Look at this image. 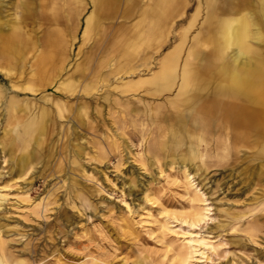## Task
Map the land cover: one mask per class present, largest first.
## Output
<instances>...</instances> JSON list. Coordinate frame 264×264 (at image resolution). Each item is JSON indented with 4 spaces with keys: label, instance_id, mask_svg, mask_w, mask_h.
Instances as JSON below:
<instances>
[{
    "label": "rangeland",
    "instance_id": "rangeland-1",
    "mask_svg": "<svg viewBox=\"0 0 264 264\" xmlns=\"http://www.w3.org/2000/svg\"><path fill=\"white\" fill-rule=\"evenodd\" d=\"M31 1L37 6L38 0H0L1 21L19 19L23 2ZM85 2L78 22L73 18L78 8L70 4L67 9L64 0H45L33 8L25 25L37 43L26 48L24 68L10 70L0 62V255L19 264H175L170 261L172 251L192 234L206 238L214 248L203 255L193 253L191 260L197 264H264V157L256 153L258 136L235 127L219 110L239 101L213 95L222 105L211 107L204 94L190 113L183 112L188 106L182 104L187 124L195 123V132L202 136L195 140L194 157L187 142L172 135L178 120L179 103L174 102L178 85L154 94L144 83L164 55L179 45L194 14L179 63L195 35L205 61L215 64L204 24V0H182L164 28L150 37L148 45L131 49L130 61L104 84L76 79L88 69L87 58L98 53L93 33L81 38L83 16L92 9L91 0ZM150 2L139 0L137 12ZM263 2L240 0L233 5L248 15L260 13L264 29ZM215 7L218 11L224 6L219 1ZM120 16L116 10L105 22L121 21ZM129 16L126 22L138 20ZM56 17L67 21H55ZM58 24L68 37L75 31V40L58 81L40 86L32 75L33 58L47 28ZM257 45L264 57V40ZM242 62L245 68L254 66V58ZM129 66H135L131 75L126 73ZM11 98L19 105L27 101L29 111L56 101L71 109L84 103L80 119L65 111L48 122L27 174L16 164L22 146L16 139L20 128L15 127L27 112L22 105L24 111L12 115L7 107ZM194 190L199 201H190ZM191 205L208 208L205 221L196 225L181 221L187 219ZM165 223L168 227L161 228Z\"/></svg>",
    "mask_w": 264,
    "mask_h": 264
},
{
    "label": "bare ground",
    "instance_id": "bare-ground-1",
    "mask_svg": "<svg viewBox=\"0 0 264 264\" xmlns=\"http://www.w3.org/2000/svg\"><path fill=\"white\" fill-rule=\"evenodd\" d=\"M44 1L38 0L37 6L33 4V1L23 2V13L19 19H5L2 22V17H0V62L5 63L8 69L22 71L21 69L24 68L26 48L37 43L36 35L33 34L31 28L26 27L25 22L27 17L32 15V9L40 8L39 5H42ZM64 1L67 9L70 8V4L78 8L73 15V18L78 22L79 17L77 16L84 11L87 3L85 0ZM149 1L151 2L146 6H140L142 10L138 13L139 0H91L92 9L83 16L81 38L84 40L88 38L90 33H93V47L97 49L98 53L87 58L88 69L83 68L79 72L78 78H76L78 81L104 84L107 82L106 80H113L121 70V65L130 61L135 47L140 44L148 45L146 42L150 37L163 29V25L167 23L174 11L183 5L182 0ZM219 1L224 7L217 11L215 6ZM235 2L238 4L240 0H204L206 8L204 24L207 23V41L212 45L215 52L213 56L215 58L214 65L205 61L207 60L206 55L200 53L197 43H195V35L187 48L183 63H179L181 47L188 30L195 22L194 14L184 29L185 31L178 38L180 39L179 45L166 53L158 70L148 80H144V83L150 85L149 90L154 94H160L171 89L175 83L178 85L174 98V102L179 103V109H175L178 120L172 135L178 141L187 142L189 153L194 157L197 155L195 140L201 141L202 136L195 132V123L187 124L183 112L190 113L192 105L204 94L206 97L203 99H210L209 105L211 107L222 105L220 99L214 98L215 95H224L239 101L238 104L228 102L219 110L228 117L235 127L255 132L258 136L256 153L260 157H264V57L259 54L260 50L257 45L258 42L264 40V29L260 20L262 15L260 13L248 15L247 12L237 9L233 5ZM261 6L264 11V2L261 3ZM116 10H118L122 20L114 23L105 22L109 19L112 20L111 17ZM215 11L224 14L219 16L217 12L216 15ZM129 15L137 17L138 20L133 22L134 18H132L131 22H126L130 17ZM64 20L67 21L65 18L56 17L55 21ZM75 34L74 31L68 37L64 27L59 24L47 28L42 48L36 52L33 58L32 65H35V71L30 69L40 86L50 85L58 81L68 60ZM95 35L98 36L95 37ZM252 39L257 43L251 42ZM253 58V67L245 68L243 64L245 62L239 64L240 61L246 59L251 62ZM190 60L192 61L190 62ZM144 62L145 60L141 61V63ZM29 66L31 67V65ZM202 67L203 71H200ZM104 68L107 70H103ZM134 69L135 66L132 68L129 66L126 73L131 75ZM0 70L3 71V68L0 67ZM203 74L207 75L209 80L203 78ZM83 104L76 103L75 109H71L72 106L68 108L63 103L56 101L51 102L48 106L42 105L36 110L29 111L27 101L22 103L27 115L20 123L21 125L19 126V121H17L15 127L20 128V132L16 130V139L22 146L21 154L16 156V164L22 173L25 171L23 174L28 173L30 167H26L33 159L31 157L41 146L40 138L47 133L48 122L53 120V116L59 118L63 112L67 111L71 114L75 113V118L80 119ZM182 104L188 106L183 112L181 111ZM22 105H19L12 98L7 103L12 115L19 109L23 110ZM71 118L72 116L68 115L69 121ZM72 120L74 119L72 118ZM29 146V151H26ZM183 164L186 165L184 162ZM183 169L185 178L189 179L190 173L185 171V166ZM199 200L198 192L194 190L190 195V201ZM191 208V211L186 215L187 219H181L182 222L188 223V225H196L205 221L208 212L207 207L199 208L191 205ZM165 224L161 225V228L168 227ZM184 240L185 242L175 248L170 255V261L175 264H197L198 262L195 263L191 260L193 253L203 255L204 250L214 249L213 245L206 241V238L190 234ZM5 259V256L0 255V264H19L17 261L9 262Z\"/></svg>",
    "mask_w": 264,
    "mask_h": 264
}]
</instances>
